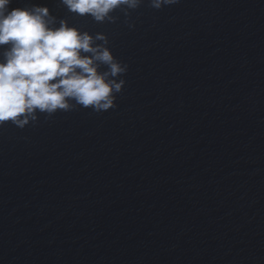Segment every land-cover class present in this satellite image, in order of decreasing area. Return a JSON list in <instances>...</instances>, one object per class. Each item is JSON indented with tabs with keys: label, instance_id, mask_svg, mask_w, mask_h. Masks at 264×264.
Returning <instances> with one entry per match:
<instances>
[{
	"label": "water",
	"instance_id": "obj_1",
	"mask_svg": "<svg viewBox=\"0 0 264 264\" xmlns=\"http://www.w3.org/2000/svg\"><path fill=\"white\" fill-rule=\"evenodd\" d=\"M31 4L127 71L113 109L0 127V264H264V0Z\"/></svg>",
	"mask_w": 264,
	"mask_h": 264
},
{
	"label": "clouds",
	"instance_id": "obj_2",
	"mask_svg": "<svg viewBox=\"0 0 264 264\" xmlns=\"http://www.w3.org/2000/svg\"><path fill=\"white\" fill-rule=\"evenodd\" d=\"M14 0H0V127L7 123L23 129L76 107L100 113L116 107L125 85L127 65H122L106 47L104 34L95 36L69 26L47 6L13 7ZM66 9L96 22L113 20L120 6L135 9L140 0H60ZM179 0H151L152 7ZM96 41H104L97 44ZM6 46V47H5ZM101 66L106 70L101 71Z\"/></svg>",
	"mask_w": 264,
	"mask_h": 264
}]
</instances>
